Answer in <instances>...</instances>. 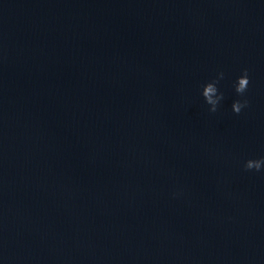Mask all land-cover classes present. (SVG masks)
<instances>
[{
	"label": "water",
	"instance_id": "obj_1",
	"mask_svg": "<svg viewBox=\"0 0 264 264\" xmlns=\"http://www.w3.org/2000/svg\"><path fill=\"white\" fill-rule=\"evenodd\" d=\"M260 155L264 0H0L2 264H264Z\"/></svg>",
	"mask_w": 264,
	"mask_h": 264
},
{
	"label": "clouds",
	"instance_id": "obj_2",
	"mask_svg": "<svg viewBox=\"0 0 264 264\" xmlns=\"http://www.w3.org/2000/svg\"><path fill=\"white\" fill-rule=\"evenodd\" d=\"M226 77L223 69L216 71L215 75L199 85L198 94L203 106L209 114L217 113L223 106L226 99L220 83ZM251 83L250 70L247 67L241 68L239 73L231 80L233 99L230 103V111L234 115H240L250 106L249 89ZM243 169L248 172L264 173V155L250 157L243 161ZM182 194V190L172 193L173 197ZM2 264V262H0Z\"/></svg>",
	"mask_w": 264,
	"mask_h": 264
}]
</instances>
